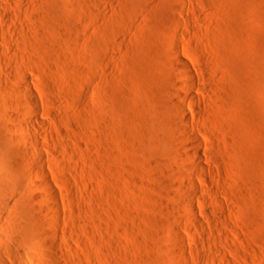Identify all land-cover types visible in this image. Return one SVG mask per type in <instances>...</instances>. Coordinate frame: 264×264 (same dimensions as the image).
I'll use <instances>...</instances> for the list:
<instances>
[{
  "label": "rangeland",
  "instance_id": "1",
  "mask_svg": "<svg viewBox=\"0 0 264 264\" xmlns=\"http://www.w3.org/2000/svg\"><path fill=\"white\" fill-rule=\"evenodd\" d=\"M14 2L22 14L7 26L22 29L0 57V264H225L215 245L234 264H264V0ZM178 54L204 91L181 85ZM190 94L204 115L186 133ZM24 112L68 149L63 162L45 152L57 200L36 187L30 146L9 140ZM198 141L212 175L195 173ZM188 175L209 216L189 203Z\"/></svg>",
  "mask_w": 264,
  "mask_h": 264
},
{
  "label": "bare ground",
  "instance_id": "2",
  "mask_svg": "<svg viewBox=\"0 0 264 264\" xmlns=\"http://www.w3.org/2000/svg\"><path fill=\"white\" fill-rule=\"evenodd\" d=\"M15 0H0V43H1V45H0V57H1V55H5V53H4V51L7 49H5V47H9L10 48V46H8V40L9 39H7L8 38V36H13L14 35V33H16V32H18V30H20V29H22V25H16V26H14L13 28H9V26H7L9 23H10V20H12L13 19V17L14 16H16V15H20V14H22V8H21V6L19 5H17V6H15L16 7V10L15 11H13V13H12V11H10V8L12 7V6H14V4H15V2H14ZM11 6V7H10ZM13 9V8H12ZM14 10V9H13ZM14 12H15V14H14ZM13 38V37H12ZM18 39V38H17ZM12 41V40H11ZM13 42V41H12ZM11 42V43H12ZM19 43V42H18ZM187 44V43H186ZM7 45V46H6ZM16 46H17V44H16ZM18 46H19V44H18ZM188 46V45H187ZM13 47V46H12ZM186 47V46H185ZM8 48V49H9ZM5 49V50H4ZM7 51V50H6ZM14 51V50H13ZM9 52V51H8ZM21 55V54H20ZM179 55V54H178ZM19 57V56H18ZM3 58V57H2ZM21 58V57H20ZM5 59V58H4ZM1 60V59H0ZM9 60H10V58H9ZM175 61H177V67L180 69H184L185 70V74L183 75V79H181L182 80V86H184L187 90H189V91H195V90H197L198 92H202V90L203 89H201L200 88V86H199V79H198V77L195 75L196 73H194V70L196 69H192L191 67H190V65L188 64V62L182 57V56H177L176 55V60ZM27 64V63H26ZM7 65V64H6ZM10 65V64H9ZM29 65V64H28ZM33 65V64H32ZM196 65V64H195ZM6 68V67H5ZM9 68V67H8ZM31 68V67H30ZM198 68V67H197ZM199 69V68H198ZM22 75V74H21ZM182 76V75H181ZM2 77V76H1ZM172 77V76H171ZM10 78V77H9ZM28 79V78H27ZM9 82V81H8ZM6 83V82H5ZM4 87V86H3ZM7 87V86H6ZM23 88H24V85H23V87L22 86H18L17 88H16V92H23V94H25L26 93V95L30 98V101H31V103L35 106V108L36 109H39V104H38V99H37V96L35 95V94H33L30 90L29 91H26V90H23ZM3 89V88H2ZM25 89V88H24ZM13 90H15V89H13ZM178 90V89H177ZM204 91V90H203ZM210 91V90H209ZM13 92V91H12ZM179 94V97L181 96V94H180V92L178 93ZM16 95V94H15ZM190 95H192V96H190ZM190 95H188V96H186V97H184V101H185V104H186V109L185 108H180V112H181V114L183 115V118L182 119H184L183 121H184V123H185V125L187 126V128H185L186 130H184V132H186L187 133V131H189V129L188 128H190V127H194V129L193 128H191V130H195L196 132L198 131V130H196L195 129V126H197L198 124H197V121H199L202 117H203V115H204V113H203V106H204V98H201L200 99V97L199 98H197L196 96H193V94H190ZM203 96H204V94H203ZM22 99V98H21ZM20 99V100H21ZM207 99V98H206ZM49 100V99H48ZM208 100V99H207ZM50 101V100H49ZM206 101V100H205ZM23 103H24V101H23ZM11 104H13V103H11ZM18 104V103H17ZM22 105V104H21ZM11 107V106H10ZM26 107V106H25ZM32 109V108H31ZM36 109H34V110H36ZM29 111V110H28ZM39 111V110H38ZM47 111V110H46ZM51 110H49V112H47V114H48V117H50V118H57V114L56 113H54V112H50ZM30 112V111H29ZM35 112V111H34ZM67 112V111H66ZM179 112V113H180ZM31 113H33V112H31ZM63 113V112H62ZM191 113V114H190ZM19 114V113H18ZM17 114V115H18ZM21 114V113H20ZM25 114V115H24ZM24 114H21V115H19V118L21 119V121L19 122L20 124H18V126H15V123H14V126H13V128H11V130H13V131H18L19 130V132L21 131V133L23 134L22 136L20 135V136H16V135H13V136H11V134L9 135L8 134V136H9V140H10V142L11 143H13V144H15V142L17 143V142H19V141H24L23 143H25V144H28L29 146H30V151L27 149L26 151L24 150V149H22L23 151H21V150H18V151H21V153L24 155V157H25V159H26V165H28L29 167H35V170H37L36 172L38 173V175L40 174L41 175V177H42V183L41 184H38V183H36L35 185H36V187H40V186H42L43 187V189H46L47 190V192H51V193H53L54 194V199H56L57 200V198H59L60 197V194L58 193V191H56V190H54V188L52 187V184H51V179H50V176H49V174H48V172H47V170H46V168H47V166H48V164H49V157L51 156L53 159H60V161H61V159H62V162L64 161L63 160V158H62V156L64 157V154H66V153H68V149H67V147H66V145H62V147L60 148V149H55L54 147H53V140L55 139L54 138V134L52 133V129L50 128V125L48 126V124L46 123V122H44L43 120H40V118H38V117H35L34 116V114H32L33 116L31 117L30 116V114L28 113V112H24ZM22 115H24L25 116V119H22ZM37 115H38V112H37ZM36 115V116H37ZM68 115V114H67ZM65 116H66V114H65ZM34 117V118H33ZM64 117V116H63ZM18 118V119H19ZM17 119V120H18ZM9 120V119H8ZM182 121V122H183ZM195 123L197 124V125H195ZM54 126V125H53ZM185 126V127H186ZM189 126V127H188ZM52 127V126H51ZM182 127V126H181ZM199 127V126H198ZM197 127V128H198ZM48 129V131L46 132L45 131V129ZM10 131V130H9ZM12 131V132H13ZM55 131H57V130H55ZM194 131V132H195ZM200 131V130H199ZM191 132V131H190ZM55 133H57V132H55ZM71 134V133H70ZM191 134V133H190ZM6 135V134H5ZM189 135V134H188ZM197 135V134H196ZM60 137V136H63V137H65L66 136V134L64 133V132H60L57 136H55V137ZM77 137V136H76ZM193 137V136H192ZM61 138V137H60ZM50 139H51V144H52V146H50V145H48V142H50ZM197 139V138H196ZM49 140V141H48ZM61 140V139H60ZM199 140V139H198ZM8 142V141H7ZM58 142V141H57ZM75 144V143H74ZM198 145V147H197V150L196 151H192V152H194L193 154V156H194V161H195V164H194V168H195V173H207L206 175H212V173H213V169H212V167L211 166H209V165H207V163L206 162H204L205 161V159L203 160L202 159V153H201V149H200V147H201V142L200 141H198V143H197ZM16 145V144H15ZM14 145V146H15ZM22 145V144H21ZM17 146V145H16ZM20 146V145H19ZM16 148H18V147H16ZM192 148V147H191ZM26 149V148H25ZM195 150V149H194ZM45 152H47L48 154H50V156L47 154L46 155V153ZM1 153V152H0ZM32 155H36L37 156V158L39 159V161H40V165H38L37 167H36V164L35 163H33V160L31 159V154ZM6 154V153H5ZM5 154L3 153L2 155H0L4 160H5V162L6 161H8V159H7V157L5 158ZM22 155V156H23ZM34 155V156H35ZM68 157V156H67ZM70 157V156H69ZM65 158V157H64ZM71 158V157H70ZM1 159V158H0ZM24 159V158H23ZM31 159V160H30ZM34 159V158H33ZM51 159V158H50ZM52 160V159H51ZM68 161H69V159H68ZM9 162V161H8ZM11 162V161H10ZM51 162V161H50ZM61 162V163H62ZM76 163V162H75ZM9 164H11V163H9ZM8 164V165H9ZM51 164V163H50ZM50 164H49V166H50ZM53 164V163H52ZM51 164V165H52ZM63 164V163H62ZM8 165H6V166H8ZM70 165V164H69ZM6 166H4V167H6ZM65 166V165H64ZM2 167H3V165H0V169H2ZM10 167V166H9ZM48 169V168H47ZM3 171H5L4 169H3ZM2 171V172H3ZM187 173V172H186ZM2 174V173H1ZM5 174V173H4ZM8 174V173H7ZM3 175V174H2ZM195 176H196V174H194ZM204 176H206L205 174H203ZM202 175V176H203ZM5 176V175H4ZM185 176V175H184ZM200 177H201V175H199ZM39 177V176H38ZM197 178H199L198 176H196ZM75 178V177H74ZM188 178V179H187ZM202 178V180H204V182H206L205 181V178L203 179V177H201ZM0 179H1V177H0ZM68 179V178H67ZM186 179H187V183L188 184H186V185H188L189 187H190V189L192 190L191 191V193H190V191H189V196H187L188 197V199H190V202L189 201H187V202H189L190 204H194L193 203V201L195 202V200H200L199 202L201 203V205L203 204L204 206H205V208H204V214L206 215V216H209V213H210V211H209V206L207 207V201H206V199H205V197L203 198V195H202V193H203V191H204V189H203V191H202V193H201V187H199V185L196 183V181L193 179V177L191 176V175H188V177L186 176ZM3 181V180H2ZM2 181L0 180V184H1V186H2V188H4L3 186V184H2ZM4 182V181H3ZM69 182V181H68ZM68 184V183H67ZM77 186V185H76ZM42 187L41 188H39V189H42ZM204 187V186H203ZM2 188H0L1 190H2ZM8 190V189H7ZM78 190V189H77ZM189 190V189H188ZM209 190V189H208ZM3 191V190H2ZM212 193H213V191H212ZM202 195V196H201ZM208 195V194H207ZM77 196V195H76ZM43 197V196H42ZM45 197V196H44ZM39 198H41V195H38V196H36L35 197V199H38L39 200ZM44 199V198H43ZM187 199V200H188ZM41 200V199H40ZM53 200V199H52ZM36 202V201H35ZM226 203V202H225ZM191 205V206H192ZM210 205V204H209ZM80 206V205H79ZM203 206V207H204ZM220 206V205H219ZM222 207V206H221ZM193 209H194V207H193ZM57 211H56V213H59V211H60V209H56ZM189 211H191V209L189 210ZM194 212V211H193ZM14 213H16V212H14ZM60 215V214H59ZM55 216H57V215H55ZM64 217V216H63ZM191 217V216H190ZM55 218H57V217H55ZM210 218H211V216H210ZM191 219V218H190ZM213 221V220H212ZM65 222V221H64ZM210 222H211V219H210ZM214 222V221H213ZM14 223V222H13ZM30 223V222H29ZM39 223V222H38ZM191 223H193V225H195V226H197V227H200V228H203L204 227V224H203V222L200 220V219H198L197 217H195V215L192 217V222ZM28 226H29V224H27ZM32 225V224H31ZM42 225V224H41ZM41 225H39V226H41ZM212 225V224H211ZM21 226V225H20ZM24 226V225H23ZM26 226V225H25ZM18 227V226H17ZM218 227H219V225H218ZM19 228V227H18ZM27 228V227H26ZM29 228H30V226H29ZM37 228H38V226H37ZM54 228V227H53ZM76 228V227H75ZM45 229V228H44ZM24 230V229H23ZM36 230V229H35ZM48 230H50V229H47V231ZM28 231H30V230H28ZM28 231H27V233H28ZM32 231V230H31ZM46 231V230H45ZM77 231V230H76ZM34 232V231H33ZM51 232V231H50ZM24 233V232H23ZM31 233V232H30ZM239 233V232H238ZM29 234V233H28ZM27 234V238H29L30 236H32V235H28ZM46 235V234H45ZM218 235V234H217ZM221 235V234H220ZM236 235V234H235ZM26 236V235H25ZM24 236V237H25ZM47 236V235H46ZM190 236V235H189ZM229 236V235H228ZM23 237V236H22ZM54 237V236H53ZM53 237H52V239H53ZM194 237V234L192 235V238ZM196 237V236H195ZM218 237V236H217ZM219 237H221V236H219ZM223 237V236H222ZM224 237H226V236H224ZM54 238H57V237H54ZM65 238V237H64ZM227 238V237H226ZM240 238V237H239ZM32 240H34L33 239V237L31 238ZM31 239H30V241H31ZM48 239V238H47ZM46 239V240H47ZM215 239V238H214ZM28 240V239H27ZM45 240V241H46ZM62 240H63V238H62ZM224 240V239H223ZM226 240V239H225ZM228 240V239H227ZM29 241V240H28ZM27 241V242H28ZM192 241V240H191ZM202 241V240H201ZM208 241H209V239H208ZM214 241H216V239L214 240ZM231 241V240H230ZM37 242H38V240H37ZM62 242V241H61ZM64 242H67V241H64ZM185 243H186V241H184ZM183 242V245L185 244ZM238 242V241H237ZM31 243V242H30ZM55 243V242H54ZM199 243V242H198ZM218 243V242H217ZM234 243V242H233ZM240 243H241V241H240ZM239 243V244H240ZM40 244V243H39ZM57 244V243H56ZM65 244V243H64ZM244 244V243H243ZM26 245V244H25ZM62 245V244H61ZM201 245V244H200ZM220 245V244H219ZM186 246L187 245H185L184 247H185V249L187 250L188 249V247L186 248ZM6 247V246H5ZM9 247V246H8ZM40 248V247H39ZM204 248V247H203ZM216 248V249H215ZM215 253H218V254H216V255H219L220 256V260L223 262V263H225V264H231L232 262L229 260V258H228V256H226V254H225V252H223V251H221V248L219 249L218 247H216V245H215ZM218 248V249H217ZM5 249V248H4ZM24 249V248H23ZM22 249V247H21V249H20V247L18 248V250L16 251V248H15V251L14 252H16V253H18L17 255L18 256H20L21 258H22V256L24 257L25 255H26V252L25 251H27V250H23ZM184 249V250H185ZM190 250H192L191 248H189ZM3 250V249H2ZM12 250V249H11ZM194 250V249H193ZM192 250V251H193ZM205 250V249H204ZM231 250V249H230ZM230 250H229V252L228 253H230ZM29 251H31V250H29ZM60 251V250H59ZM76 251V250H75ZM189 251V250H188ZM209 251H211V250H209ZM212 251H213V249H212ZM5 252V251H4ZM10 252V251H9ZM28 252V251H27ZM187 252V251H186ZM191 252V251H190ZM197 252V251H196ZM214 252V251H213ZM232 252V251H231ZM52 253V252H51ZM55 253H57V252H55ZM77 253V252H76ZM205 253V252H204ZM1 254V253H0ZM5 254V253H4ZM28 254V253H27ZM39 254V253H38ZM194 254V253H193ZM231 254H233V253H231ZM29 255V254H28ZM13 256V260H15V261H17L18 262V259H19V257H18V259L16 258V256L15 255H12ZM31 256V255H30ZM29 256V257H30ZM38 256V255H37ZM41 256V255H40ZM47 256V255H46ZM203 256H205V258L203 257ZM202 257H199L200 259L201 258H203L205 261H206V259L208 260L209 259V257H206V255H203ZM218 256V257H219ZM32 258H35L34 257V254H33V256H31ZM187 257V256H186ZM193 257V256H192ZM26 258V257H25ZM2 259V258H1ZM30 259V258H29ZM202 259V260H203ZM47 260V259H46ZM69 260V259H68ZM185 260V259H184ZM203 260V261H204ZM219 260V261H220ZM22 261V260H21ZM26 261V260H25ZM70 261V260H69ZM212 261V260H211ZM9 262V261H8ZM13 262V261H12ZM20 262V261H19ZM27 262V261H26ZM34 262V261H33ZM32 262V263H33ZM46 262V261H45ZM49 262V261H48ZM71 262V261H70ZM15 263V262H14ZM5 264V263H4ZM18 264V263H17ZM21 264H26L25 262H22ZM74 264V263H73ZM232 264H234V263H232ZM236 264V263H235Z\"/></svg>",
  "mask_w": 264,
  "mask_h": 264
}]
</instances>
